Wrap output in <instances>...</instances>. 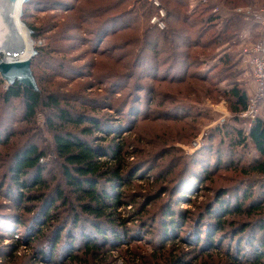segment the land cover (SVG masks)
<instances>
[{
    "label": "rangeland",
    "instance_id": "obj_1",
    "mask_svg": "<svg viewBox=\"0 0 264 264\" xmlns=\"http://www.w3.org/2000/svg\"><path fill=\"white\" fill-rule=\"evenodd\" d=\"M186 1L31 0L24 4L22 23L26 28L37 29L35 36L32 32L33 38L28 35L33 48L35 44L38 50L37 56L31 59L38 85L47 94L61 97L64 105L66 101L71 104L72 112L85 119L84 126L96 120L100 123L102 129L99 132L95 129L89 139L85 137L88 141L97 142L105 149L109 143L102 142L101 136L108 132L121 134L128 138V149L134 151L130 158L132 165L123 174L126 185L116 189L114 181L109 180H102L99 185L108 192H122L118 193L122 203L117 211L125 219V226L118 227L115 233L109 222H105L102 226L106 239H98L100 251L85 256V238L80 233L84 221L80 218L75 224L74 210H80L74 195L65 184L70 202L63 204L55 195L56 187L63 184V176L47 120L56 119L57 112L41 107L32 119L27 118L22 99L3 100L9 86L0 74V264H227L237 256L244 262L248 261L244 258L255 259L253 252L260 251L259 247L264 253V232L258 230L263 216L250 219L245 215L228 214L224 228L214 234L217 215L222 214L215 204L220 193H225L224 198L221 197L223 203L236 206L248 182L264 177L240 173L241 167L259 157L249 133L258 118L264 120V92L259 93L243 52L256 44L262 34L261 24L254 16L264 8V0ZM210 5L214 16L241 9L237 12L242 21L227 30L230 37L225 34L221 38L215 37L223 28L220 21L208 25L201 37L196 33L199 24L188 25V36L191 34L193 42L199 41L190 48L192 55L225 50L234 66L221 70L214 79L212 75L203 79L195 75L199 74L202 64L192 62L184 81L160 79L166 76L167 68L175 65H179L176 70L183 74L185 65L182 58L176 61L178 64L166 59L172 52L173 42L179 44L181 40V50L186 44L185 39H173L172 34H168L177 24L186 26L183 15L190 14L199 20L208 14L202 10ZM196 9L199 13H191ZM128 13L132 17L128 18L130 25L110 35L109 45L104 43L102 51L92 49L94 45L88 36L93 29L88 28L96 22ZM178 14L182 17L179 23L175 22ZM124 22L117 19L110 28ZM155 24L164 30L154 31ZM205 24L204 21L200 25ZM156 35H164V40L158 42L162 48L158 55L152 49ZM205 43L209 46L205 47ZM116 78L126 80L111 85ZM232 84L248 94V110L253 112L247 116L233 112L223 95V90ZM109 86L112 92L108 95ZM182 103L190 108L185 116L171 115L174 112L170 110ZM107 117L117 125L107 123ZM76 133L81 135V129ZM244 135L247 138L243 141ZM232 137L240 139L239 143H231ZM34 143L48 149L43 176L51 184L56 177V186L53 184L42 200L33 199L40 194L35 190L14 187L10 172L14 154ZM139 166L142 169L137 170ZM259 185L261 182L257 183V188ZM20 193L25 194L23 200L18 199ZM252 198L242 210H246ZM49 199L54 202L49 206L53 217L46 220L43 211ZM210 206L214 212H208ZM167 207L171 208L170 215L165 216L163 212ZM145 210L148 212L143 215L146 216L143 221L135 219V213ZM38 214L43 224L41 229L34 222ZM170 218L175 220L174 227L165 234L163 223L170 222ZM247 225L246 232L238 233ZM198 231H202L200 236L194 235L187 241L189 235ZM57 232L59 241L56 246L53 243L55 249L51 253L48 246L51 247L50 239ZM208 235L215 239L212 241ZM250 237L260 243L258 247ZM198 238L201 241L197 243ZM209 243L211 247L216 245L210 250L212 255L203 250ZM74 253L84 262L70 263Z\"/></svg>",
    "mask_w": 264,
    "mask_h": 264
},
{
    "label": "trees",
    "instance_id": "obj_2",
    "mask_svg": "<svg viewBox=\"0 0 264 264\" xmlns=\"http://www.w3.org/2000/svg\"><path fill=\"white\" fill-rule=\"evenodd\" d=\"M29 1L31 0L24 2V4ZM185 2L187 3L186 0H184V3ZM24 4H23V8H24ZM202 4L203 3H201L200 5ZM206 7H204V10H202V12L208 11V14L199 20H195V17L190 14L183 15V19L184 21H186L185 23L186 26H182V27H184L185 29L179 27L180 24H177L180 22L179 20H181L182 18L181 16H179L180 14H178L175 17L176 19L175 22L178 21L176 23L177 25L174 26L176 27V29L173 28L171 33H169L168 35L172 34L173 39L176 37H179L180 39L182 38L183 40L185 39V41L183 42L186 44L183 45H185L186 48L182 47L184 49L181 50V46H182L181 40L178 39L179 44L177 42L175 43L173 42L171 48L172 52L167 55L166 59L169 60L171 59V62L174 61L173 64H178L176 61H178L179 58L180 59L182 58V60L185 59V65L182 71L183 74L176 70L177 66L179 65H175V66H171L170 69L167 68L165 70L166 76H162L160 79L166 78L173 82L184 81L186 78V72L191 67L192 62L197 65H199L200 63L202 64V67L199 68V74L195 73V75L196 76L200 75L201 78L203 79L208 78L210 75H212V78L214 79L216 75L220 74L221 70L227 71L231 68V66L232 67L234 66L231 60V56L227 54L228 52L225 50L215 51L214 53H210L207 55H196V56L192 55L190 48L195 43H199V41L193 42L192 38L190 37L191 34L190 36H188L187 34L188 25L189 27H194L196 26V24H199L200 28L199 30L197 29L198 31L196 30V33H198V37H201L202 34L205 35L206 28L208 25L211 24L215 25L216 22L220 21L223 23V28H220L218 30L220 34L216 35L215 37L221 38V36L225 34L226 37L228 36L230 37V33L227 30H229V28H233L236 23L242 21V18L238 14L237 10L233 9L232 12L229 14L222 13L218 16H214L212 15L211 5L209 7L208 6ZM197 9L191 13L194 14L199 13L196 12ZM243 13L245 14V12ZM128 14L126 16L125 15L112 16L109 19L96 22L92 28H88L89 30L93 29L91 30L92 32L88 36V39L91 41L90 43H93L94 45V48L92 49L102 51V49H104L102 48V45L104 43L109 45L107 41L110 35L112 36L119 29L127 28V25H130L128 18L132 19L130 13ZM117 19L120 20L124 19L125 21L124 24H122L117 28L114 26L115 28L111 29L110 28L111 24L117 21ZM204 21L206 24L201 26L200 24H202V22L204 24ZM154 27H153L154 31L156 30L157 32H161L162 30H164L158 24H155ZM31 29L33 30V35L35 36L36 34L34 33H36L37 29H34L33 27H31ZM236 37L238 38L239 34ZM154 40H155L154 42L156 43L155 47L152 48L154 52L150 49L149 51H152L154 54L158 55L162 51V48L159 46L158 42L164 40V35H160V36L156 35L154 37ZM203 45L205 47L209 46V44L206 43ZM34 48L36 49L35 44H34ZM37 54H38V50L34 56H37ZM218 70L220 71L218 72ZM120 80L123 81L126 79L116 78L111 82V85L120 83L121 82ZM39 87H40V91H36L29 87L20 85L16 82L15 84L9 86L4 91L3 100L5 102H10L14 99H22L26 110V117L30 119H32L36 115L38 108L41 107L49 108L57 112V116H55L56 119L47 120L49 130L53 133V140H54L53 150L56 154L55 157L57 158L58 163L60 164V167L62 169V176H63V184H60L58 187H56L55 195L59 199L63 200V204H68V202H70V199L66 193L65 185L70 189L71 193L74 195L73 199L76 201V206H79L78 208L80 210V211H78L77 209L74 210V214L76 215L74 216L75 224L79 223L80 218L81 219L83 218L84 223L80 233L81 234L83 233V236L85 238L84 245L86 252L84 253V255L88 256L96 251L97 252L100 251L101 247L99 245L100 242H98V239L99 238L106 239L105 235L103 234L105 233V231L102 226L103 224H105V222H109L111 230H113V232L115 233L118 232L119 230L118 227L125 226V219L122 216H120V213L117 211L118 207L122 203L121 197L118 195V193L120 192L118 191L115 193L108 192L106 190L100 189L99 185L102 180H106V181L109 180L110 182L114 181L113 183L115 187L114 186L113 187L116 189L117 187H120V185L121 186L126 185L127 182L123 174L132 165L130 158L133 157L134 149L133 150L128 149L127 147L128 138L126 136L116 133L111 135V133L108 132L100 137V140L102 142L109 143L107 148L105 149L103 146H101V144L97 142L94 144L88 141L87 139L89 138L87 137H91L94 134L95 129H97L98 132L102 129L100 123L96 120L93 121L91 125L84 126L85 119L81 116L78 115L76 116V114L72 112L73 108L71 107V104H69L66 101L65 102L66 105H64V101L61 100V97L57 96L56 94H51V93L47 94L46 90L43 89L40 86V84ZM107 92L108 95L112 92V88L110 86ZM223 95L229 101L230 109L233 112L240 113L241 111L247 109L248 100H249L248 94L245 92V90H243V88H240L238 85L236 84L230 85V87L227 88V90H223ZM189 109L190 108L186 104L182 103L180 105L173 107L170 111L174 112V114L171 115L175 117H184L185 114L189 111ZM181 111L183 112L182 114ZM177 112H179L180 114H177ZM106 122L112 125H117L116 121H113L110 117L106 118ZM80 129H81V135L76 133ZM249 136L253 141L256 150L259 152V157L253 163L241 167L240 173H242L243 175H251V174L264 175V120L263 119L261 118L257 119L254 125L251 127ZM242 138H243L242 140L244 141V139H246L247 136L245 137L244 135V137ZM239 140L240 139H234L232 137L231 143L237 144L239 143ZM132 148H134V146ZM230 151L232 152V150ZM47 154H48L47 147H43L34 143L23 147L20 151L14 154L13 160H11L12 165L10 167V172L12 173V180H13L12 183L15 184L14 187L17 188L19 187L21 189H29L30 191L35 190L36 192L40 193L38 194V196H34L33 199L42 200V198L46 195L45 193L51 189L52 185L55 184L56 186L55 176H54L55 179L53 184H51L50 181L45 179V177L43 176V171L46 167L45 166L46 162L43 161L46 160L45 158L47 157ZM140 169H142L140 166L137 167V170ZM28 177H30L33 180L31 182H27L25 178ZM259 182H261V185H259L257 188V183ZM248 183L249 184H247L246 190L242 193L241 196L238 197L240 201L237 202L236 206L234 205L232 206L229 202L227 204L223 203L221 199L224 198L223 196H225L224 195L225 193L223 192L220 193V197L217 199L215 204L219 205L222 214L217 215L218 218L215 221L216 230H214V234L218 233L220 230L224 228L225 223L227 222L224 219H226V216L228 214H232V215L238 214L243 216L245 215L250 219L251 218L255 219L257 217L263 216L259 221L261 224V228L259 227L260 229L258 228V230L260 231L263 230L264 232V177L258 178L253 183L251 182ZM62 185H64V187ZM256 188L257 190H255ZM24 195L25 194L20 193L18 199L23 200ZM251 196H253V198L250 201V205L246 208V210H242L243 206ZM52 201L53 200L49 199L47 206L43 211L44 214L43 219L46 220L52 219L53 217V215L51 214L52 209L49 208V206L54 205V202ZM149 201L150 200H148L146 204H148ZM211 207L212 206H210L208 212L213 211ZM170 210L171 208L167 207V209L163 212L164 215L165 216L170 215L169 214ZM147 212L148 211L145 210L143 212L140 211L135 213L136 216L135 219L143 221L146 217L143 215H146L145 213ZM84 216L91 218V220L88 218H84ZM38 217L39 214L35 218ZM155 218L156 217H154L153 219ZM58 220L59 219H57L56 221ZM174 221H175L174 219L170 218V222L168 221L167 223H163V226L165 228L163 229V231L166 232L165 234H168L167 230H169V228L174 227ZM34 222L38 228L40 229L42 228L43 224L41 223L40 218L34 220ZM58 227L59 225L57 226V228ZM247 227L248 225L243 226V228L240 229L238 233L246 232ZM59 232H57V234L52 239H50L51 247L48 246V251H50L51 249V253H53L55 249V247L52 246L53 243L56 246V242L59 241V236H58ZM201 232L202 231H198L197 234L192 233L191 236L189 235V238H187V241L193 239L191 237H193L194 235L200 236L202 234ZM113 235L116 236L114 233ZM208 236L211 237L212 241L215 239L213 236L210 235ZM41 237L42 236H40L39 238ZM43 237L46 238V236ZM250 239H252V237H250ZM165 240H167V238ZM198 240L201 241V239L198 238L197 243ZM252 240L254 241L253 244L258 247L260 243L256 242L254 239ZM47 241L49 242V240ZM47 241H45V243ZM191 243L194 244V242ZM215 246L211 247L209 243V245L204 246L205 249L203 250L208 251L207 255H212L213 253L210 250L214 249ZM72 248L73 247H71V249ZM237 248L239 249V246ZM261 249L262 248L259 247L260 251L253 252V256H255L254 257L255 259L253 260H249V258H244L248 260L244 262L245 260H242L237 256L233 260L231 259L230 260L231 262L227 264H264V253L261 252ZM172 257L176 259V256H172ZM69 261L70 263L84 262V260L75 253L71 254ZM203 264L206 263L204 262Z\"/></svg>",
    "mask_w": 264,
    "mask_h": 264
},
{
    "label": "bare ground",
    "instance_id": "obj_3",
    "mask_svg": "<svg viewBox=\"0 0 264 264\" xmlns=\"http://www.w3.org/2000/svg\"><path fill=\"white\" fill-rule=\"evenodd\" d=\"M24 2L0 0V55L7 61L31 60L35 50L30 39L32 33L21 21Z\"/></svg>",
    "mask_w": 264,
    "mask_h": 264
},
{
    "label": "built area",
    "instance_id": "obj_4",
    "mask_svg": "<svg viewBox=\"0 0 264 264\" xmlns=\"http://www.w3.org/2000/svg\"><path fill=\"white\" fill-rule=\"evenodd\" d=\"M239 10L241 9H238L237 11ZM254 17L255 20L261 24L262 34L259 38V41L256 44L245 48L243 55L245 56L247 62L251 66L253 79L255 83H257L258 85L259 93H263L264 92V8H262L258 13H256ZM155 21L158 20L155 19ZM160 25H162L161 27H164L162 23H160ZM252 112L253 111L250 112L247 107L246 110L241 111L240 113H244V115L247 116L248 113H252Z\"/></svg>",
    "mask_w": 264,
    "mask_h": 264
},
{
    "label": "water",
    "instance_id": "obj_5",
    "mask_svg": "<svg viewBox=\"0 0 264 264\" xmlns=\"http://www.w3.org/2000/svg\"><path fill=\"white\" fill-rule=\"evenodd\" d=\"M29 31L30 33L33 32V30L30 28ZM36 53L37 50L35 49L32 55L34 56ZM0 74L7 82L8 86H11L17 82L18 84L25 87L40 91V87L31 68L30 59L25 61H7L4 57H2L0 58Z\"/></svg>",
    "mask_w": 264,
    "mask_h": 264
}]
</instances>
